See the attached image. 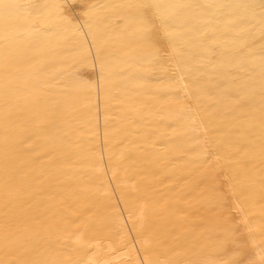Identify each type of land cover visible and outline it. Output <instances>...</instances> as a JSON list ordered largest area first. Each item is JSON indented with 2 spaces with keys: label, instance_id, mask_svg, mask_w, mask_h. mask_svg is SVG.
Instances as JSON below:
<instances>
[{
  "label": "bare ground",
  "instance_id": "obj_1",
  "mask_svg": "<svg viewBox=\"0 0 264 264\" xmlns=\"http://www.w3.org/2000/svg\"><path fill=\"white\" fill-rule=\"evenodd\" d=\"M0 3L16 5L0 15V264L259 251L264 31L243 7L258 0ZM144 4L172 34L159 52Z\"/></svg>",
  "mask_w": 264,
  "mask_h": 264
},
{
  "label": "snow or ice",
  "instance_id": "obj_2",
  "mask_svg": "<svg viewBox=\"0 0 264 264\" xmlns=\"http://www.w3.org/2000/svg\"><path fill=\"white\" fill-rule=\"evenodd\" d=\"M16 5L10 3H0V15L5 19L11 16V10ZM140 11L138 13V23L142 39L144 43L159 52L157 48L158 44H163L165 41L171 40V33L168 30L167 19L153 11L157 6L144 4L137 6ZM248 9H259V18L262 25V31H264V0H258L256 4L244 5ZM249 245L243 241L236 243L235 252L236 259L232 261V264H264V245L256 251L255 242H252V252L247 251Z\"/></svg>",
  "mask_w": 264,
  "mask_h": 264
},
{
  "label": "rangeland",
  "instance_id": "obj_3",
  "mask_svg": "<svg viewBox=\"0 0 264 264\" xmlns=\"http://www.w3.org/2000/svg\"><path fill=\"white\" fill-rule=\"evenodd\" d=\"M167 227H168V225H167ZM163 228H165V227H163Z\"/></svg>",
  "mask_w": 264,
  "mask_h": 264
}]
</instances>
